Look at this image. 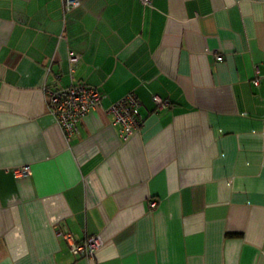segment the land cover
Wrapping results in <instances>:
<instances>
[{"label":"crops","instance_id":"1","mask_svg":"<svg viewBox=\"0 0 264 264\" xmlns=\"http://www.w3.org/2000/svg\"><path fill=\"white\" fill-rule=\"evenodd\" d=\"M79 1L0 0V264H264V0ZM71 83L105 98L67 141L47 97Z\"/></svg>","mask_w":264,"mask_h":264},{"label":"built area","instance_id":"2","mask_svg":"<svg viewBox=\"0 0 264 264\" xmlns=\"http://www.w3.org/2000/svg\"><path fill=\"white\" fill-rule=\"evenodd\" d=\"M144 5H150L152 0H140ZM79 0H62L64 13L79 6ZM218 60L222 56L217 57ZM69 60L76 64L79 55L71 51ZM253 84L258 86L264 78L259 66H255ZM105 98V95L95 86L85 83H71L68 86L56 87L48 90L47 107L54 117L56 124L62 130L67 141L79 131L80 123L87 117ZM153 101L158 109L171 105L170 100L153 94ZM141 102L134 94H128L110 105L108 111L113 115V124L119 127V135L123 140H128L142 125ZM18 174H28V167L16 169ZM150 208L157 206L156 202H150ZM61 233L68 239L71 238L67 232ZM104 242L100 236H91L84 241L72 243L71 251L76 256L94 258L97 251Z\"/></svg>","mask_w":264,"mask_h":264}]
</instances>
